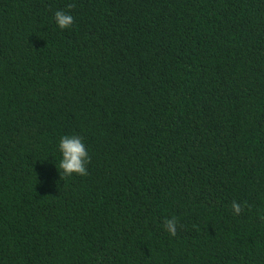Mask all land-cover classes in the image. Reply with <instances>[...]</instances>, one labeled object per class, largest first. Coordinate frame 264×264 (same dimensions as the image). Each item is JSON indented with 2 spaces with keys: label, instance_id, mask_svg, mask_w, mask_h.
Returning <instances> with one entry per match:
<instances>
[{
  "label": "trees",
  "instance_id": "1",
  "mask_svg": "<svg viewBox=\"0 0 264 264\" xmlns=\"http://www.w3.org/2000/svg\"><path fill=\"white\" fill-rule=\"evenodd\" d=\"M0 264H264V0H0Z\"/></svg>",
  "mask_w": 264,
  "mask_h": 264
},
{
  "label": "clouds",
  "instance_id": "2",
  "mask_svg": "<svg viewBox=\"0 0 264 264\" xmlns=\"http://www.w3.org/2000/svg\"><path fill=\"white\" fill-rule=\"evenodd\" d=\"M74 3L67 4L68 9L75 8ZM55 21L61 29L71 28L75 22V18L64 10H57L55 12ZM59 151L62 154V159L59 162L58 169L61 177L72 176L77 174L80 176H87L88 164L91 163V156L83 141V137L78 135H64L59 141ZM62 170V171H61ZM235 215H239L243 211V207L239 202L233 200L231 205ZM165 230L172 236L177 235L178 218L173 216L171 218L165 217L163 220Z\"/></svg>",
  "mask_w": 264,
  "mask_h": 264
}]
</instances>
